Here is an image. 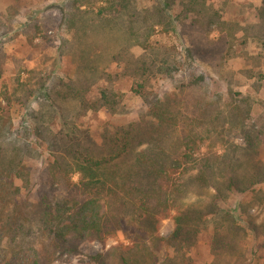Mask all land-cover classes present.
Listing matches in <instances>:
<instances>
[{
	"label": "trees",
	"instance_id": "obj_1",
	"mask_svg": "<svg viewBox=\"0 0 264 264\" xmlns=\"http://www.w3.org/2000/svg\"><path fill=\"white\" fill-rule=\"evenodd\" d=\"M13 1L0 12V79L11 77L0 92L4 264L22 254L29 264H52L57 255L78 254L83 242L104 244L117 233L126 244L82 264H196L191 252L203 233L209 234L210 258L202 264H264V139L258 138L264 125L246 124L249 97L236 103L230 92L224 100L220 93L210 96L211 76L197 58L206 52L209 26L218 27L224 44L228 37L237 40L240 29L242 44L251 38L264 47V0L258 23L244 27L222 20L208 0H62L21 24L69 33L58 48L73 73L32 70L25 78L18 63L2 60V44L11 39L7 25L22 9L21 0ZM175 3L180 7L173 14ZM193 25L205 36L190 32ZM156 27L185 35L191 62H178L181 68L167 59L131 62V49L147 51ZM120 71L132 78L130 91L145 114L124 125L105 124L96 136L80 119L100 109L123 112L124 94L113 86ZM177 71L181 77L173 80ZM157 74L173 80L172 91L151 89ZM167 219L172 229L163 236Z\"/></svg>",
	"mask_w": 264,
	"mask_h": 264
},
{
	"label": "rangeland",
	"instance_id": "obj_2",
	"mask_svg": "<svg viewBox=\"0 0 264 264\" xmlns=\"http://www.w3.org/2000/svg\"><path fill=\"white\" fill-rule=\"evenodd\" d=\"M262 0H208L210 8L212 10H219L223 16L222 20L228 23H237L238 26L244 27L249 24L256 25L258 23V7ZM62 0H21V14L14 17L11 25H7L8 35L6 36L8 41L2 44V60L3 62L10 63V66L18 63L21 68V77L25 78L29 71L44 72L54 70L55 75L62 76L64 74L72 75L73 65L71 60L67 56H62L59 53L60 39L70 38V34L60 29L58 30H35L32 27L22 26L23 21L32 17H38L44 14V7L56 6L61 3ZM140 5L148 4V0H139ZM14 5L13 0H0V12L8 10L7 6L12 7ZM175 14L178 12L180 5H174ZM177 6V7H176ZM54 11V9L52 10ZM22 21V22H21ZM220 21V19L218 20ZM239 27V28H240ZM218 27L209 26L207 38L208 42L203 45L206 52L201 55H197L200 58V66H203V70L211 76V84L208 87L209 95L213 96L216 93H220L223 96V100L229 96V92L234 96L235 102H240V97H249L252 108L249 119L246 120V124H256L258 127L264 125V47H261L257 41L251 38L246 39L247 43H241V37L244 33L243 30L236 31L235 37L237 40H232L228 37V44H224L223 39L220 37V33L216 30ZM190 32H199L205 36V31L201 30L196 25L189 26ZM251 32H253L251 30ZM179 34V35H178ZM166 32L160 27H156L153 35L149 39L150 48L147 51L141 50L138 47L131 49L130 53L135 57L131 62H136L138 59L147 58V60L154 59L155 62H162L167 59L168 62H175L177 68L178 62H191L185 59L184 47L188 45L186 36L181 38V33ZM185 40V41H184ZM231 44V46H230ZM228 48H232L229 51L233 54L229 55ZM218 62H224L221 66H216ZM210 63L211 65H207ZM182 70V69H180ZM112 72L117 71V67L112 65ZM13 72V71H12ZM122 72V71H120ZM14 73V72H13ZM128 72H122L114 82V89L117 92H122L124 109L122 113L109 115L105 110L100 109L87 113V115L81 118L83 126L89 128L92 134H97L105 124L124 125L131 120H136L145 114L146 109L142 105L140 99L131 93L130 88L133 82L132 78L127 74ZM160 74V73H159ZM152 75L150 79L151 89L158 92L172 91L174 87L173 80H177L181 77L182 71L172 73V79H166L163 75ZM10 76L0 79V92L6 86H10ZM101 86L106 84L101 81ZM254 86H259L255 88ZM98 85L92 88V94L89 97H93L96 94ZM222 100V99H221ZM252 100V102H251ZM253 102L255 104H253ZM15 121H18L16 112L13 113ZM238 134V133H236ZM264 139V137H258ZM229 139L235 140V142H241L242 138L239 136L231 135ZM261 160L264 161V140L260 144ZM214 151L220 153L222 146L218 145L214 148ZM201 152L204 149L201 148ZM250 212H255L252 209ZM262 218V211L260 208L256 210ZM172 229V222L170 220H163L160 227V233L163 236H167ZM118 243L126 244L121 233H117L113 238L108 239L104 244H100L96 241L83 242L79 246V252L76 255H57L56 260L52 264H82L84 261H88V258L96 253L102 252L110 246ZM209 234L203 233L200 235L196 247L191 256L194 258L196 264H202L209 260L208 254ZM0 264H4L3 259L0 257ZM11 264H29V258L27 254L12 259Z\"/></svg>",
	"mask_w": 264,
	"mask_h": 264
}]
</instances>
